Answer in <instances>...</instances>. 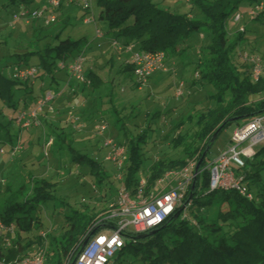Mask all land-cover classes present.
<instances>
[{"label":"trees","instance_id":"16d2710c","mask_svg":"<svg viewBox=\"0 0 264 264\" xmlns=\"http://www.w3.org/2000/svg\"><path fill=\"white\" fill-rule=\"evenodd\" d=\"M32 1L8 0L7 6L28 5ZM240 1L191 0L190 3L200 5L205 13L201 20H195L187 15L161 10L152 0H96L98 18L107 27V32L116 36V41L124 38L125 46L138 45L143 52L164 51L168 58L181 51V43L196 31L205 29L212 34L208 53L198 60L196 82L201 86L211 85L213 92L202 100L190 102L192 105L206 103L208 107L193 109L188 116H181L173 125L171 135H166V141L174 151H178L177 154L155 160L144 176L141 169L145 153L141 145L146 142V133L130 138L125 135L127 160L121 183L130 193L137 190L141 175L147 179V191H150L167 172L182 169L190 161H195L197 165L205 156L185 199V203L189 201L190 205L175 219L178 208L155 230L143 234L126 232L124 247L111 264H264V144L256 148L251 159H246V167L237 171L250 198L235 190H210V170L205 167V158L217 139L213 141L218 130L217 137L235 122L243 120L245 124L264 114V76L255 80L253 66L249 62L254 53L240 51L243 32H239L231 42L226 31V20ZM60 8L56 10L58 17ZM263 8L264 0H260L251 10V16H264ZM33 13L22 12L15 18L26 19L27 23L32 19L36 23L41 18L32 17ZM52 24L45 22L44 27H33L32 46L15 54L18 63L13 65V80L0 73V97L8 107L17 110L16 116L20 111L29 113L36 108H26L35 78L50 76L54 81V72L63 68L67 70L66 65L86 45L84 38L62 39L63 30L40 38ZM30 56H35V63L30 64ZM258 58L264 61V54ZM126 68L133 74L132 64ZM16 69H33L35 72L32 77L21 78ZM67 74L70 76L68 71ZM85 78L90 84L69 79L89 88L104 84L103 79L93 71H85ZM13 89L26 90L24 108H19L13 100ZM46 92L49 90H43L42 95L36 97L35 106ZM185 128L188 129L185 131ZM72 152L74 160L87 162L97 176H104L99 163L75 150ZM98 180L100 183L102 177ZM39 182L33 194L22 202L11 196L4 200L0 209V221L13 232V236H9L13 239L11 247H0V261L4 264H17L32 258L45 247V264H73L86 240L114 225L111 220H105L107 215L97 219L95 214L80 215L71 210L66 215L60 236L43 237L40 233L33 239L24 238L23 234L29 235L43 228L36 209L51 196L49 185L42 180ZM23 189L19 190L21 194L25 193ZM140 236L146 237L140 239Z\"/></svg>","mask_w":264,"mask_h":264},{"label":"rangeland","instance_id":"374dc122","mask_svg":"<svg viewBox=\"0 0 264 264\" xmlns=\"http://www.w3.org/2000/svg\"><path fill=\"white\" fill-rule=\"evenodd\" d=\"M259 1L241 0L226 20V31L231 42L239 32H243L240 51H250L254 53L253 56L262 57L264 16L254 18L250 13ZM152 3L161 10L187 15L195 20H201L205 14L200 5L186 3V0H152ZM7 4L8 0H0V73L6 79L13 80V65L18 63L15 54L25 52L32 46L33 27L45 26L50 4L49 0H33L28 5L19 6ZM36 11L43 12L42 18L36 23L32 19L27 23L26 19L15 18L22 12L31 14ZM59 11V17L40 38L63 30L62 39L84 38V41H95L96 30L100 29L106 39H117L100 22L96 1L93 8L95 22L90 24L83 23L84 11L77 4H70L69 0L62 2ZM237 15L242 18L236 19ZM122 39L118 38L117 46H123L119 43H122ZM211 43L212 34L205 29L191 34L179 46L181 51L166 58V71L151 76L141 88L135 84L134 75L128 71L127 66L117 60L118 54L110 52V46L105 43L94 56L95 64L105 80L104 84L96 88H85L78 94L69 89L61 96L60 93L69 83L75 86V91L81 86L69 79L65 68L54 72V81L50 76L35 78L33 93L28 94L27 98L29 104L36 101V97L46 89L55 98L59 95L61 97L56 100L54 98L46 108L49 112L38 114V126L29 129H20L14 119L17 110L8 107L0 97V209L4 200L11 196L22 202L33 194L40 180L50 187L51 198L36 209L43 228L29 235L23 234L24 238L33 239L40 233L60 236L66 215L71 210L80 215L95 214L98 219L107 215L111 207L116 205L119 190L123 186L118 179L120 172L107 159L110 148L104 146L106 140H114L116 144L125 147V135L130 138L146 133V142L141 145L145 153L141 169L144 176L155 160L177 154L178 151H174L165 137L171 135L173 125L181 116H188L193 109L208 107L206 103L192 105L190 102L202 100L213 92L211 85L201 86L196 82L198 60L208 53L207 47ZM108 50L110 53L106 55ZM29 58L30 64L36 62L35 56ZM90 60V55H86V62ZM111 62L113 67L109 65ZM182 91L184 96H177ZM13 92V100L19 108H24L26 90L13 89ZM243 123V120L233 123L217 137L205 158V167L210 168L227 149L234 131ZM100 126H106L105 132L101 134L97 132ZM72 150L99 163L104 176H97L87 162L74 160ZM98 177H102L100 183ZM22 188H25L23 192L26 195L20 193ZM12 233V228L0 233V247H11L13 239L9 236H13Z\"/></svg>","mask_w":264,"mask_h":264},{"label":"built area","instance_id":"2783aa9c","mask_svg":"<svg viewBox=\"0 0 264 264\" xmlns=\"http://www.w3.org/2000/svg\"><path fill=\"white\" fill-rule=\"evenodd\" d=\"M96 0H69L70 3L77 4L85 13L84 24L95 22L93 15L94 2ZM187 3L190 0H186ZM62 0H49L50 12L46 24L53 23L56 20V10L61 6ZM54 12V13H53ZM25 16V15H24ZM32 17L42 18L43 12H34ZM240 19V15L236 16ZM103 38L100 29L96 30V39ZM117 46V44H115ZM118 49H126L130 52L131 64L133 66V75L135 84L140 88L144 86L150 77L163 69L166 54L164 51L143 52L137 50L135 45L117 46ZM253 66V77L255 80L264 76V67L262 61L253 56L249 58ZM85 49L75 55L70 64H67V71L70 78L81 83L89 82L85 78ZM63 67V66H62ZM17 75L21 78H29L34 75L33 69L18 70ZM183 94V91L177 96ZM55 95L52 92H46L36 105V108L29 112L20 111L16 116V124L29 129L38 126V113L46 106L50 105ZM51 109V107L49 108ZM25 127V128H24ZM99 134L105 132L106 126L97 128ZM227 149L220 154L210 170V190H235L248 198L247 189L242 185L238 172L246 167V159L254 156L255 148L264 144V114L257 116L249 122L239 126L233 133ZM106 148H110L107 159L113 162L120 172L118 179L121 181L127 152L124 146L115 143L114 140L104 142ZM196 162L190 161L187 165L176 171H169L159 179L155 185L147 191V179L142 175L139 179L137 190L130 193L128 189L120 188L116 205L111 207L105 220H111L114 225L106 232L93 235L86 246L81 250L75 264H110L117 253L124 247V234L126 232L147 233L155 230L171 217L177 209L190 202L185 203V199L190 192V188L195 181ZM208 168V167H207ZM5 229V225L0 221V233ZM43 237L46 235L42 234ZM46 247L39 249L32 258H27L17 264H45ZM3 264V263H2Z\"/></svg>","mask_w":264,"mask_h":264},{"label":"crops","instance_id":"0c3cea01","mask_svg":"<svg viewBox=\"0 0 264 264\" xmlns=\"http://www.w3.org/2000/svg\"><path fill=\"white\" fill-rule=\"evenodd\" d=\"M68 1V0H67ZM190 2H191V0H190ZM190 2H188V3H190ZM70 3V2H69ZM186 3H187V1H186ZM70 4H72V3H70ZM191 4V3H190ZM188 17H190V16H188ZM114 36V35H113ZM122 39V38H121ZM85 43H86V45L84 46V48L83 49H85V51H86V55H90V58H92V60H90L87 64L85 63V68H86V71H93L94 73H96L98 76H100L101 78H103L102 77V74L100 73V71L98 70V68H97V66H96V64H95V59H94V56L95 55H97L98 53H99V51H98V49L99 48H101L102 47V45H104L105 43L106 44H108L109 46H110V52L112 51L113 52V54L114 53H117L118 54V61L119 62H122L123 63V65L124 66H128V65H131V57H132V55H131V53L130 52H128V51H126V49H118V47L115 45V44H117V41L115 40V39H113V38H110V39H106L105 37H104V35H103V38H101V39H96L95 38V41H85ZM121 45H123L124 46V39H122V43L121 42H119ZM96 45V46H95ZM98 45V46H97ZM136 47V46H135ZM136 49L137 50H139V48L138 47H136ZM109 52V50L107 51V53H106V55L107 54H109L110 53ZM113 59H114V55L111 57V60H112V62H113ZM112 62L109 64L110 65V67H113V64H112ZM161 71H163V72H165L166 71V67H165V64H164V67H163V69H161L160 71H157L156 73H158V72H161ZM156 73H154V74H156ZM153 74V75H154ZM152 75V76H153ZM103 82L105 83V80L103 79ZM81 85V84H80ZM85 88H89L88 87V85L87 86H83V85H81L80 87H79V89H78V91H75V86H73L71 83H69V86L63 91V92H61V96H62V93L64 94V92H66V91H68L69 89L71 90V91H73L74 93H76V94H78V93H80L81 92V90H84ZM183 94H184V92H183ZM60 95L56 98V99H58L59 97H61ZM55 99V100H56ZM31 104H29L28 103V106L26 107V108H34V107H36L35 106V101H31L30 102ZM52 103V102H51ZM50 103V104H51ZM56 105V103L54 102V105L53 106H55ZM49 106V105H48ZM48 106H46L42 111H40L39 113H48L49 111L46 109ZM38 113V114H39Z\"/></svg>","mask_w":264,"mask_h":264},{"label":"water","instance_id":"95a60500","mask_svg":"<svg viewBox=\"0 0 264 264\" xmlns=\"http://www.w3.org/2000/svg\"><path fill=\"white\" fill-rule=\"evenodd\" d=\"M218 132H219V130H218ZM218 132L215 134L213 141L217 138ZM204 155H205V154H204ZM204 157H205V156L202 157L201 161H200V162L197 164V166H196V169H195L196 177L198 176V174H199V172H200L198 169H200V166H201V164H202V160L204 159ZM196 177H195V179H196ZM193 185H194V184H193ZM185 207H186L185 205H182V206L180 207V209H178V211L174 214V218H175V219H178V218L180 217L182 211L185 210ZM146 236H147V235H146ZM146 236H140V239H144ZM88 240H89V239H88ZM88 240H86V242L83 243L84 245H83L82 249L86 246V244L88 243ZM75 261H76V260H75ZM75 261H74L73 264H75Z\"/></svg>","mask_w":264,"mask_h":264}]
</instances>
